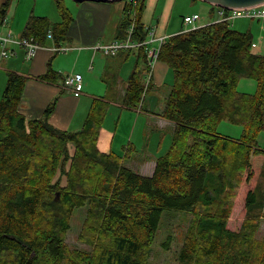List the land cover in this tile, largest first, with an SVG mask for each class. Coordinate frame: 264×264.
Listing matches in <instances>:
<instances>
[{"label":"trees","instance_id":"trees-1","mask_svg":"<svg viewBox=\"0 0 264 264\" xmlns=\"http://www.w3.org/2000/svg\"><path fill=\"white\" fill-rule=\"evenodd\" d=\"M9 3H0V26ZM124 3L114 40L125 41L131 30V43L147 41L144 1ZM56 8L57 23L31 15L21 37L42 46L65 42L73 17L62 0ZM252 44L251 33L229 22L180 31L161 44L158 60L173 75L161 117L173 131L150 176L125 166L127 152L98 150L107 101H92L77 132L48 122L55 100L41 118L26 121L19 107L27 77L8 72L0 99V264H150L166 213L185 218L174 264H264V147L257 140L264 131V53H254ZM136 49L146 62L144 47ZM58 78L49 65L37 77ZM241 79L256 83L253 94L237 91ZM125 87L122 105L138 109L148 85L137 66ZM220 121L241 127L240 138L220 136ZM238 197L243 218L230 229ZM82 208L78 239L91 248L84 254L65 244L72 215Z\"/></svg>","mask_w":264,"mask_h":264},{"label":"crops","instance_id":"crops-1","mask_svg":"<svg viewBox=\"0 0 264 264\" xmlns=\"http://www.w3.org/2000/svg\"><path fill=\"white\" fill-rule=\"evenodd\" d=\"M142 23L148 28L146 38L150 46L158 45L157 39H165L183 31L182 26L174 23L173 11L177 0H143ZM191 2V0H188ZM78 16L71 23L67 40L60 44L69 51L53 53L50 45L36 51L27 65H21L24 51L17 49L14 59L0 60V99L6 84V74L15 72L27 77L19 112L26 121L42 117L47 105L55 100V106L48 122L56 129L77 132L81 129L91 103L94 99H104L109 109L99 130L97 147L102 153L110 152L128 157L125 166L142 176L152 175L156 160L163 156L170 146L173 123L161 117L165 99L173 82L171 70L162 61L157 60L151 66L138 57L137 49L123 50L114 56H104L94 51L96 45L108 44L114 40L115 28L122 17L125 3H78ZM190 6V5H189ZM199 7L185 16L199 15ZM213 11L210 8V12ZM208 13L198 27L217 22V10ZM213 11V12H214ZM156 17L155 26L152 20ZM183 19V18H182ZM181 19V20H182ZM148 45V46H149ZM26 61V60H25ZM72 63V70L69 64ZM48 65L60 75L54 83L42 82L37 77L43 75ZM149 72L146 75L145 66ZM22 66H26L25 69ZM139 69L144 85L148 89L138 109L125 108L122 105L126 82L130 74ZM69 74H79L82 78V91L74 96L63 86L64 78ZM110 93H108L110 90ZM123 123L130 124L128 127ZM168 136L165 143L164 138Z\"/></svg>","mask_w":264,"mask_h":264},{"label":"rangeland","instance_id":"rangeland-1","mask_svg":"<svg viewBox=\"0 0 264 264\" xmlns=\"http://www.w3.org/2000/svg\"><path fill=\"white\" fill-rule=\"evenodd\" d=\"M5 0H0L1 2H4ZM63 4L68 8L69 12L71 13L73 20L76 21V19L79 18L78 16V3L74 2L73 0H62ZM9 7L7 9L6 13V24L3 26H0V31L5 33L8 30L11 32V34L18 38L21 37V32L28 20V18L32 15L35 17H44L46 18L51 24H55L59 21V15L56 8V0H9ZM121 3L124 1H120ZM120 2H112V4L115 5V3ZM190 5V6H189ZM192 5H195V7H199L200 10L198 13L200 14V21L196 23V26L202 22V18H206V15L208 13L214 14V8L210 6V4L203 2L201 0H191V2H188V0H177L176 8L173 11V17H174V23L176 25L180 26L183 25V30H189L190 28L183 24L182 18L184 14H187L191 11ZM210 8L214 11L210 12ZM217 13V12H216ZM182 23V25H181ZM156 24V17L152 20V25L155 26ZM229 26L239 32H248L251 33L252 37V51L256 54H263L264 53V18L261 19H248V18H237L234 20L229 21ZM47 45H50L49 42L46 43ZM158 46V45H157ZM156 46V47H157ZM149 49L154 48L152 46H148ZM19 49V48H17ZM16 49V51H17ZM20 50V49H19ZM40 50V49H39ZM21 60V65H27L28 61H25L23 59ZM8 59H14V58H6ZM70 70H72V63L69 65ZM24 69L26 66H22ZM237 85V91L240 93L245 94H253L256 90V83L253 82V80L250 79H241ZM113 91L112 89L108 92L110 93ZM123 125H126L128 127L130 124L123 123ZM217 133L220 136H226L231 139H239L241 136V127L236 125H231L227 121H220V123L217 126ZM168 140V136L164 138V142L166 143ZM258 146L260 148L264 147V131H262L258 138ZM169 148V147H168ZM132 170V169H131ZM135 172L134 170H132ZM235 209L239 211V213H236L233 211V215L229 219L228 227L230 229H236L239 227L241 220L243 218V212L239 210L242 208V201L240 200V197H238L237 201L235 202ZM180 214V213H179ZM86 218V210L85 208L77 209L74 211L72 218L70 220V228L67 230L65 236V244L67 245L68 249L72 252H78L80 254H84L86 252H90L91 248L83 243L80 242L78 239V235L82 229L83 222ZM185 218L181 217V215L177 214H169L166 213L163 217V220L160 223V227L158 229L156 239L153 242L152 250L150 254L149 263L150 264H174V253L173 250L175 249V241L181 236V232L185 226ZM264 230V221L261 223V232ZM171 236V240L168 242L167 247L168 249L165 250L164 247H162V244H166L167 242V236Z\"/></svg>","mask_w":264,"mask_h":264},{"label":"built area","instance_id":"built-area-1","mask_svg":"<svg viewBox=\"0 0 264 264\" xmlns=\"http://www.w3.org/2000/svg\"><path fill=\"white\" fill-rule=\"evenodd\" d=\"M217 17V22H229L237 18H248L252 20L261 19L264 18V4L251 8L249 7L246 9L225 10L219 8L217 10ZM198 20L200 21L199 15L194 14L183 17L182 22L184 25L190 28L189 30H193L195 28H198V26H196ZM5 24L6 22L3 23V25ZM130 33L131 30H129L128 37L125 41L113 40L111 43L108 44L96 45L93 49H95L94 51H100L104 56H114L122 49L128 50L144 47L146 59L148 60L147 63L149 66H151L154 62L158 60L159 48L161 47V44L165 41V38L160 36V38L157 39L158 46L149 49V43L147 41L142 43H131L129 40ZM48 38L51 39L50 34L48 35ZM44 47L45 46L38 44L31 38L28 39L19 37L18 39L15 38L9 30L5 33L0 31V60L15 57L18 53L16 49L19 48L24 51L25 60L29 61L35 56L36 51ZM51 51L53 53H65L69 51V49L60 45H54L51 48ZM63 86L74 96H78L83 89L82 78L79 74H69L64 78Z\"/></svg>","mask_w":264,"mask_h":264},{"label":"water","instance_id":"water-1","mask_svg":"<svg viewBox=\"0 0 264 264\" xmlns=\"http://www.w3.org/2000/svg\"><path fill=\"white\" fill-rule=\"evenodd\" d=\"M76 3L82 2H94V3H112L120 2L126 0H73ZM210 4V6H215L217 8L232 10V9H246L251 7H256L264 4V0H201ZM56 194V198H57Z\"/></svg>","mask_w":264,"mask_h":264}]
</instances>
